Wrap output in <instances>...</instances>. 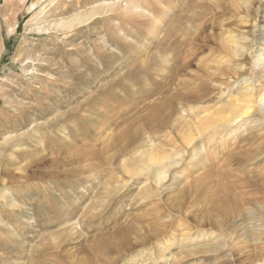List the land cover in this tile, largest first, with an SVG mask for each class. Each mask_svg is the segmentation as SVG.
Returning <instances> with one entry per match:
<instances>
[{"label":"rangeland","instance_id":"374dc122","mask_svg":"<svg viewBox=\"0 0 264 264\" xmlns=\"http://www.w3.org/2000/svg\"><path fill=\"white\" fill-rule=\"evenodd\" d=\"M241 1L0 0V264L261 260L264 222L247 216L264 210V153L244 158L264 151L260 84L245 125L210 142L198 131L227 116L264 50V0L251 13ZM229 32L251 44L240 57ZM201 141L202 163L191 157ZM155 145L181 158L158 184L130 173ZM221 227L223 250L179 243Z\"/></svg>","mask_w":264,"mask_h":264},{"label":"bare ground","instance_id":"6f19581e","mask_svg":"<svg viewBox=\"0 0 264 264\" xmlns=\"http://www.w3.org/2000/svg\"><path fill=\"white\" fill-rule=\"evenodd\" d=\"M248 1L249 0H244L242 2V4L244 5V9L246 12H252L250 9L251 5L249 6L248 5ZM177 4H178V1H177ZM253 10V9H252ZM95 19V17H94ZM196 20V19H195ZM178 21V20H177ZM185 21V19H184ZM187 21L189 22H194L193 20V17H189L187 19ZM199 21V19H198ZM84 22V21H82ZM87 22V21H86ZM178 23H182V20L180 22V20L178 21ZM81 25V24H80ZM83 25V24H82ZM182 25V24H181ZM264 26V25H263ZM179 27V26H178ZM183 29H185L184 27H181ZM180 28V29H181ZM180 29H179V33H180ZM182 31V30H181ZM184 32V30H183ZM182 32V33H183ZM177 37V35H175ZM175 36H174V39H175ZM181 36V34H180ZM178 37H179V34H178ZM177 37V38H178ZM183 37V36H182ZM181 37V38H182ZM185 37V36H184ZM183 37V39H184ZM180 39V38H179ZM183 39H180L183 41ZM176 41V40H175ZM229 41L230 43L232 44L231 48L228 47L229 51L231 53H234L236 54L237 57H240L241 55L237 54V51L239 49L243 50V49H249L251 44L248 42V39L247 38H243V35L242 37L238 36L237 34H234L233 32H229ZM238 41H240L241 43H238ZM178 44V43H177ZM180 44V43H179ZM263 45H264V41H263ZM181 46V45H180ZM262 46V45H261ZM178 47V45H177ZM245 66L244 63H241L239 62L238 64L235 65L234 68H232L231 70L227 71L226 72V75H228L231 79L232 78H235V79H238L239 77L243 76L245 74ZM249 77H245L242 79V83L241 84H245L242 88H241V91L240 93H238L236 96H234V98L232 97L233 100L230 99V103L227 102V106H225L223 109H222V114L223 113H226L227 116L225 117H220V118H206L205 119H200L201 121L199 122V125H198V131L199 133H205L206 129H207V133H205V138L207 139L208 142L212 141L214 139V137L216 136V134L218 133L220 135L219 132L222 133V131L227 128V127H230L232 126V124H238L242 121V124L241 125H245L247 122H248V119L250 118H247L248 116L250 115H253L252 113V109H253V105H254V100H255V92L253 89V85L252 84H260V89L261 91L263 92V95H262V104H264V50L262 52V54L258 55L257 58L255 60H252V63H251V67H250V73L248 74ZM236 81V80H235ZM238 92V91H237ZM231 98V97H230ZM229 101V100H228ZM225 105V104H224ZM256 106V105H255ZM263 106V105H261ZM221 108V107H220ZM219 108V109H220ZM263 108V107H262ZM260 109V107H259ZM264 109V108H263ZM221 110V109H220ZM264 111V110H263ZM262 112V111H261ZM221 114V113H220ZM217 115V114H216ZM261 116L264 117V114H261ZM252 117V116H250ZM247 119V120H246ZM246 120V121H245ZM258 120H254V118L251 120L252 122V127H255L256 126V122ZM250 122V121H249ZM250 124V123H249ZM183 125V124H182ZM179 127V126H178ZM177 127V128H178ZM234 127V126H233ZM193 128V127H192ZM212 128L211 131H209V129ZM238 128V127H237ZM219 132H218V130ZM180 130V129H179ZM227 130V129H225ZM234 130V129H233ZM176 131V130H175ZM193 131V130H192ZM196 131V130H195ZM180 132V131H179ZM189 132V131H188ZM227 132V131H226ZM186 131L183 130V133L181 134L183 138L182 140H184V137L186 135ZM196 133V132H195ZM178 134V133H177ZM194 134V133H193ZM217 134V136H218ZM224 134V133H223ZM151 135V134H150ZM190 135L191 134V129H190ZM189 135V137H191ZM196 135V134H195ZM198 135V134H197ZM207 135V136H206ZM226 136V135H225ZM195 137V136H194ZM199 137V136H198ZM219 137V136H218ZM8 138V137H6ZM12 138V137H11ZM180 138V139H181ZM186 138V137H185ZM201 138V136H200ZM217 138V137H216ZM221 138V137H220ZM154 139V138H153ZM190 139V138H189ZM192 139V138H191ZM195 138H193V141ZM149 140V139H147ZM188 140V139H187ZM198 140V139H197ZM220 140V139H219ZM155 141V140H154ZM216 141V140H214ZM150 142V140H149ZM147 142V143H149ZM165 143V142H164ZM205 143V142H204ZM218 143V142H217ZM216 143V146H218ZM6 144V143H5ZM161 144V143H160ZM163 144V143H162ZM189 144V142H187V145ZM207 144V143H206ZM205 144V145H206ZM214 144V143H213ZM219 144V143H218ZM152 145V144H151ZM159 145V144H158ZM169 145V144H168ZM171 145V144H170ZM203 143L201 141V143H196V144H193L192 146V158L194 160H200L202 161L203 159V156L205 154V146L203 147ZM10 146V144H9ZM137 146V145H136ZM139 146V145H138ZM142 146V145H141ZM140 146V147H141ZM146 144L142 147H145ZM190 146V145H189ZM188 146V147H189ZM163 147V146H162ZM162 147L160 146H150V148H148L147 150L143 151V153H138L140 155V160H139V165L138 167H135L133 169L131 173V175L133 176H138V175H141V173L145 172L146 175H152L153 177V181L158 184L160 181H162V179L166 176V170L169 169V167L171 166H175V165H178L179 164V161L181 158L179 157H175V158H171V154H167V151L162 149ZM207 148V147H206ZM212 148V147H211ZM210 148V149H211ZM218 148V147H217ZM220 148V147H219ZM137 149V148H136ZM145 149V148H144ZM143 149V150H144ZM137 150H140L139 148ZM213 150V149H212ZM166 151V153H165ZM188 151V150H187ZM216 151V150H215ZM172 152V151H171ZM174 152V151H173ZM221 152V151H220ZM136 153V152H135ZM217 153V152H216ZM264 153V151L262 150H258V151H254L253 154L251 155L250 153L246 156H244V158H252L253 157H260L262 154ZM137 154V155H138ZM183 156V155H182ZM174 157V156H173ZM184 159V158H183ZM138 160V159H137ZM191 160V159H189ZM206 160V159H205ZM210 160V159H209ZM208 160V161H209ZM136 161V160H135ZM197 161V162H198ZM199 161V162H200ZM245 161V160H244ZM183 162V160H182ZM191 162V161H190ZM189 162V163H190ZM136 163V162H135ZM192 163V162H191ZM202 163V162H200ZM200 163H197V164H200ZM204 163V162H203ZM206 164V162H205ZM197 166V165H195ZM186 167V166H185ZM204 167V166H202ZM206 168H204L205 170ZM185 170V169H184ZM173 171V170H172ZM184 172V171H183ZM169 176V175H168ZM153 182V183H154ZM238 211V208H233V212H237ZM232 212V213H233ZM226 217H228V215H226ZM247 219H249L251 221V224H256V223H263L264 222V210L262 208H259L258 210H252L248 216H247ZM259 232H261V234L264 233V231L262 230H258ZM244 232L246 234H249L251 233L252 231L251 230H248L247 228L244 229ZM220 233L221 235H217L215 236L214 238H216V240H213L211 236V234H208V233H194L193 235H191V237H188L187 234L183 235V236H187V237H179V243L182 244L183 246L186 245L187 242H191V241H198V240H201V239H207V240H210L209 241V244H206L205 246L195 250V251H191L190 253L191 254H197V253H204V254H212V253H215L219 250H223L226 248V244H225V240L228 236V234L224 233L223 232V227L220 228ZM65 234V233H64ZM63 238V235L61 236ZM232 238V235L229 234V239ZM188 240V241H186ZM236 240H233V243H236L235 242ZM226 242H228L226 240ZM188 244V243H187ZM237 244V243H236ZM163 245V244H162ZM238 245V244H237ZM190 246V245H189ZM163 249V246L160 245V247L158 248V255H159V252H161ZM134 258V257H133ZM133 258L130 259V261L128 260V264H131L133 262ZM249 264H264V256L261 258V260H258V261H252V262H249Z\"/></svg>","mask_w":264,"mask_h":264}]
</instances>
